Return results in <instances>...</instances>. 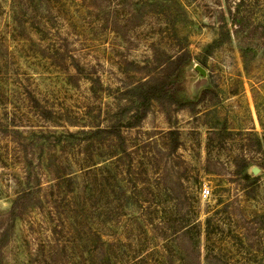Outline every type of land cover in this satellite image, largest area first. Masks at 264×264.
Masks as SVG:
<instances>
[{
    "label": "rangeland",
    "instance_id": "1",
    "mask_svg": "<svg viewBox=\"0 0 264 264\" xmlns=\"http://www.w3.org/2000/svg\"><path fill=\"white\" fill-rule=\"evenodd\" d=\"M238 1L0 0V264H264V0Z\"/></svg>",
    "mask_w": 264,
    "mask_h": 264
},
{
    "label": "trees",
    "instance_id": "2",
    "mask_svg": "<svg viewBox=\"0 0 264 264\" xmlns=\"http://www.w3.org/2000/svg\"><path fill=\"white\" fill-rule=\"evenodd\" d=\"M254 3L255 0H239L237 2V5L233 6V8H235L234 10L240 11V8L242 6H245V8H249ZM226 8L233 21H238L239 16L235 15L234 10H232V6L229 7L226 4ZM189 55L190 53L186 51L184 52V54H178L176 58L179 62H182L183 60H187ZM166 71L167 69H163L161 73L153 81H151V83H142L138 86V90L140 91L139 99L142 100L143 107L141 117H144L146 115L148 109L147 104L152 99H158L162 96H167L173 90L174 82L170 81V74H168ZM99 132H109L113 134L114 137H121V131L119 129L99 130ZM245 167H247L245 164L241 166L242 171H245Z\"/></svg>",
    "mask_w": 264,
    "mask_h": 264
}]
</instances>
